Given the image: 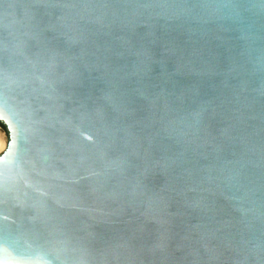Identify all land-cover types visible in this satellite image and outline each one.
<instances>
[{"label":"water","instance_id":"95a60500","mask_svg":"<svg viewBox=\"0 0 264 264\" xmlns=\"http://www.w3.org/2000/svg\"><path fill=\"white\" fill-rule=\"evenodd\" d=\"M0 264H264V0H0Z\"/></svg>","mask_w":264,"mask_h":264},{"label":"bare ground","instance_id":"6f19581e","mask_svg":"<svg viewBox=\"0 0 264 264\" xmlns=\"http://www.w3.org/2000/svg\"><path fill=\"white\" fill-rule=\"evenodd\" d=\"M5 143H6L5 137L3 136L2 130L0 129V153L4 149Z\"/></svg>","mask_w":264,"mask_h":264},{"label":"rangeland","instance_id":"374dc122","mask_svg":"<svg viewBox=\"0 0 264 264\" xmlns=\"http://www.w3.org/2000/svg\"><path fill=\"white\" fill-rule=\"evenodd\" d=\"M0 129L2 130L3 136L5 137V140H6L5 133H4V131H3V129H2V127H1V126H0Z\"/></svg>","mask_w":264,"mask_h":264},{"label":"snow or ice","instance_id":"6c2138e0","mask_svg":"<svg viewBox=\"0 0 264 264\" xmlns=\"http://www.w3.org/2000/svg\"><path fill=\"white\" fill-rule=\"evenodd\" d=\"M3 119V117H0V120H2Z\"/></svg>","mask_w":264,"mask_h":264}]
</instances>
